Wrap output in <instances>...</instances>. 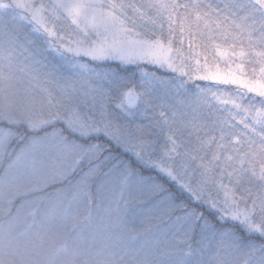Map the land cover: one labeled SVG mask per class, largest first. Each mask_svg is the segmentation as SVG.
<instances>
[{
	"label": "snow or ice",
	"instance_id": "snow-or-ice-1",
	"mask_svg": "<svg viewBox=\"0 0 264 264\" xmlns=\"http://www.w3.org/2000/svg\"><path fill=\"white\" fill-rule=\"evenodd\" d=\"M14 210L73 264H264V0H0Z\"/></svg>",
	"mask_w": 264,
	"mask_h": 264
},
{
	"label": "rangeland",
	"instance_id": "rangeland-1",
	"mask_svg": "<svg viewBox=\"0 0 264 264\" xmlns=\"http://www.w3.org/2000/svg\"><path fill=\"white\" fill-rule=\"evenodd\" d=\"M56 199L53 195L49 202L54 203ZM31 224L26 210H14L11 216L0 215V232L7 237L0 246V256L5 258L6 264H46L47 258L66 240L68 251L57 259L56 264H73L80 239L78 233L70 235L68 224L61 220L49 221L42 214L37 217L35 226L30 227Z\"/></svg>",
	"mask_w": 264,
	"mask_h": 264
}]
</instances>
